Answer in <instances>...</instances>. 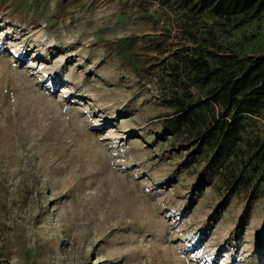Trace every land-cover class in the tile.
I'll return each mask as SVG.
<instances>
[{
    "label": "rangeland",
    "instance_id": "obj_1",
    "mask_svg": "<svg viewBox=\"0 0 264 264\" xmlns=\"http://www.w3.org/2000/svg\"><path fill=\"white\" fill-rule=\"evenodd\" d=\"M199 1L0 0V264H264V112L207 147L159 85L189 32L264 55V12Z\"/></svg>",
    "mask_w": 264,
    "mask_h": 264
},
{
    "label": "trees",
    "instance_id": "obj_2",
    "mask_svg": "<svg viewBox=\"0 0 264 264\" xmlns=\"http://www.w3.org/2000/svg\"><path fill=\"white\" fill-rule=\"evenodd\" d=\"M198 10L212 17L214 31L221 34L223 28L238 29L260 17L264 0H200ZM188 35L196 46L180 48L168 62V72L159 78L162 99L173 109L178 125L205 126L199 129L202 138L213 147L232 139L243 119L264 112V55L240 57L231 48L223 52L213 31L206 37ZM254 147L247 159L251 173L264 167V135Z\"/></svg>",
    "mask_w": 264,
    "mask_h": 264
}]
</instances>
